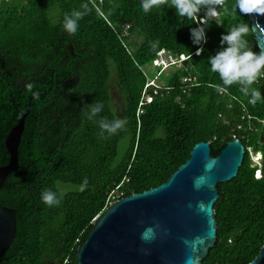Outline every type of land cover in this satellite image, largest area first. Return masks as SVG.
Segmentation results:
<instances>
[{"label": "trees", "instance_id": "16d2710c", "mask_svg": "<svg viewBox=\"0 0 264 264\" xmlns=\"http://www.w3.org/2000/svg\"><path fill=\"white\" fill-rule=\"evenodd\" d=\"M84 2L92 11L69 35L63 15ZM234 2L228 0L230 9ZM140 4L0 0V165L8 161L6 136L26 115L19 168L0 188V206L16 215V234L0 264H74L77 247L111 196L115 201L162 184L199 141L209 142L216 156L233 138L241 141L244 157L237 176L217 185V240L202 264H249L258 255L264 240V103L249 104L237 85L220 92L222 81L209 63L226 46L222 36L250 21L238 9L213 18L202 7L198 19L206 23L199 24L167 5L145 14ZM197 27L205 28L206 42L194 43L191 30ZM247 40L260 52L252 30ZM161 53L184 59L159 74L162 85H148L159 68L146 67ZM111 80L122 101L117 110ZM253 87L264 97V78ZM95 102L105 110L89 121L86 107ZM102 117L127 118L128 124L112 134L99 127ZM249 150L259 155L258 164L251 163ZM256 171L261 175L255 177ZM45 189L63 193L62 204L45 205Z\"/></svg>", "mask_w": 264, "mask_h": 264}, {"label": "water", "instance_id": "95a60500", "mask_svg": "<svg viewBox=\"0 0 264 264\" xmlns=\"http://www.w3.org/2000/svg\"><path fill=\"white\" fill-rule=\"evenodd\" d=\"M247 17L257 47L264 51V16ZM25 116L5 138L8 161L0 165V188L19 168ZM243 157L238 138L227 142L216 156L211 155L209 142L195 143L189 158L165 182L106 206L77 247L74 264H202L217 240V185L237 176ZM15 234V211L0 206V257ZM249 264H264V240Z\"/></svg>", "mask_w": 264, "mask_h": 264}, {"label": "clouds", "instance_id": "9594fccd", "mask_svg": "<svg viewBox=\"0 0 264 264\" xmlns=\"http://www.w3.org/2000/svg\"><path fill=\"white\" fill-rule=\"evenodd\" d=\"M165 5L175 8L179 17L199 24L206 23V20L198 19V13L202 7H207L209 9L208 16L213 18H221L224 14L232 15L237 9L241 16L251 14H255L257 17L264 16V0H235L231 9L228 0H141L140 7L145 14H148L153 9H160ZM217 7L221 11H217ZM91 11L89 4L84 2L80 4L79 8H74L71 12L65 13L62 19L63 30L69 35H75L80 28V22ZM250 31V26L246 22H239L231 27L228 33L221 38L222 45L226 46L212 56L209 63L210 70L218 74L220 81H222L221 84L216 85L220 92H227L233 85H237L239 92L248 98V103L256 105L258 102L264 103L260 87H253L261 78H264V51L254 52L251 50L247 40ZM191 35L195 44L206 42L204 27L192 29ZM150 44L153 49L157 46L155 43L150 42ZM202 51L203 49H198L196 54L199 55ZM181 59L183 60L184 57ZM27 88L31 90L33 85L28 84ZM86 109V119L91 121L104 112L105 105L95 102L87 106ZM98 123L101 129L116 134L118 130L126 127L128 120L127 118L115 119L113 122H109L106 117H102ZM87 183V178H85L82 189L87 186ZM63 197V193H58L52 189H45L41 193L42 202L49 208L60 206Z\"/></svg>", "mask_w": 264, "mask_h": 264}, {"label": "rangeland", "instance_id": "374dc122", "mask_svg": "<svg viewBox=\"0 0 264 264\" xmlns=\"http://www.w3.org/2000/svg\"><path fill=\"white\" fill-rule=\"evenodd\" d=\"M9 1L16 3V2H21L22 0H9ZM208 11H207V16H208ZM178 62L179 61H176V59H174V57L170 55H167L164 53L159 54L158 59L154 61L151 66L146 67V71H155L157 68H159L158 72L155 74L153 79L147 80L149 81L148 85H152V86L162 85L163 80L159 77V74L162 73L164 75H167L171 70L179 66ZM110 93H111V100H112L111 104L117 110L122 106V101H121V98L119 97V89L117 88L114 80L110 81ZM249 156L251 158V163L253 165L259 163V155L256 156L254 151L249 150ZM260 175L261 173H259L258 171L255 172V177H258Z\"/></svg>", "mask_w": 264, "mask_h": 264}, {"label": "built area", "instance_id": "2783aa9c", "mask_svg": "<svg viewBox=\"0 0 264 264\" xmlns=\"http://www.w3.org/2000/svg\"><path fill=\"white\" fill-rule=\"evenodd\" d=\"M125 27L127 28L128 26L126 25ZM181 57H183V56H179L178 59H179V60H182ZM174 59H177V58H174ZM179 60H178V61H179ZM182 81H183L184 83H189V82L192 81V79H191V78H183ZM144 98H145V100H149V97H148L147 95H145ZM112 200H114V197H113V196H111V200L108 202V205L114 202V201H112ZM115 201H116V200H115ZM108 205H107V206H108ZM62 264H70V262H69L68 259H65V260L63 261Z\"/></svg>", "mask_w": 264, "mask_h": 264}, {"label": "flooded vegetation", "instance_id": "af4514ba", "mask_svg": "<svg viewBox=\"0 0 264 264\" xmlns=\"http://www.w3.org/2000/svg\"><path fill=\"white\" fill-rule=\"evenodd\" d=\"M68 49H69V47H68ZM71 53H72V51H71Z\"/></svg>", "mask_w": 264, "mask_h": 264}]
</instances>
